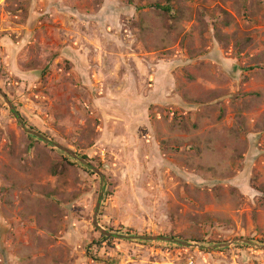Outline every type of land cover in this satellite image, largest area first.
<instances>
[{
  "label": "rangeland",
  "instance_id": "obj_1",
  "mask_svg": "<svg viewBox=\"0 0 264 264\" xmlns=\"http://www.w3.org/2000/svg\"><path fill=\"white\" fill-rule=\"evenodd\" d=\"M156 4L0 0V264L264 263V0Z\"/></svg>",
  "mask_w": 264,
  "mask_h": 264
},
{
  "label": "water",
  "instance_id": "obj_2",
  "mask_svg": "<svg viewBox=\"0 0 264 264\" xmlns=\"http://www.w3.org/2000/svg\"><path fill=\"white\" fill-rule=\"evenodd\" d=\"M13 109V108H12ZM13 112H14V115L17 117V119H20V123L21 125H23L22 121H21V118L19 116V113L15 112L14 109H13ZM31 134H33L35 137H39L40 139H42L43 141H46L48 142V140L40 137L39 135H37L36 133L34 132H30ZM50 143V142H48ZM105 233V232H104ZM144 239V238H143ZM157 239H160V238H157ZM165 240H168V239H165ZM172 240V239H171ZM174 240V239H173ZM234 244H246V245H251V246H255V247H258V248H264V245H260L259 243L255 242V241H252V240H244V239H238V240H235L234 242L230 243V244H227L225 245L226 247H229L231 245H234Z\"/></svg>",
  "mask_w": 264,
  "mask_h": 264
},
{
  "label": "trees",
  "instance_id": "obj_3",
  "mask_svg": "<svg viewBox=\"0 0 264 264\" xmlns=\"http://www.w3.org/2000/svg\"><path fill=\"white\" fill-rule=\"evenodd\" d=\"M171 1L172 0H168V4L167 5H161V4H156L155 6H153V7H155L156 9H158V10H162V11H164L165 13H167V14H169L171 11H172V8H171V5H170V3H171ZM20 116V115H19ZM20 118L22 119V117L20 116ZM24 123H26L25 121H24ZM30 138L31 139H34V140H37L34 136H30ZM127 234H130V233H127ZM104 239H107V236L105 235V234H103V236H102Z\"/></svg>",
  "mask_w": 264,
  "mask_h": 264
},
{
  "label": "built area",
  "instance_id": "obj_4",
  "mask_svg": "<svg viewBox=\"0 0 264 264\" xmlns=\"http://www.w3.org/2000/svg\"><path fill=\"white\" fill-rule=\"evenodd\" d=\"M255 264H264V263H255Z\"/></svg>",
  "mask_w": 264,
  "mask_h": 264
}]
</instances>
